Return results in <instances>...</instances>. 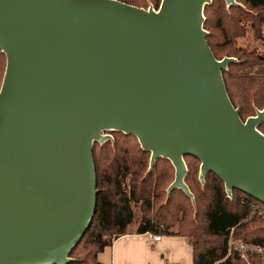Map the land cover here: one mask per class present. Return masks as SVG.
Segmentation results:
<instances>
[{"label": "water", "instance_id": "95a60500", "mask_svg": "<svg viewBox=\"0 0 264 264\" xmlns=\"http://www.w3.org/2000/svg\"><path fill=\"white\" fill-rule=\"evenodd\" d=\"M228 7L241 6L224 0ZM213 0H0V264H68L97 209L94 146L137 138L149 171L186 159L264 204V110L243 121L208 41Z\"/></svg>", "mask_w": 264, "mask_h": 264}, {"label": "trees", "instance_id": "16d2710c", "mask_svg": "<svg viewBox=\"0 0 264 264\" xmlns=\"http://www.w3.org/2000/svg\"><path fill=\"white\" fill-rule=\"evenodd\" d=\"M139 8L153 2L159 9L162 0H118ZM241 6L228 7L214 0L205 8L207 41L217 58L236 61L223 72L229 98L243 121L264 110V53L255 47H239L248 28L256 38L264 39V0H236ZM6 57L0 51V69L6 70ZM2 79V75L0 77ZM264 134V120L259 126ZM114 140L94 146L97 175V209L93 222L68 264H100L98 256L115 240L134 231L137 235L180 236L193 247L194 264H264V255L249 253L242 259L230 242L262 249L264 253V204L238 191L231 199L224 182L208 173L205 186L199 182L201 162L186 159L185 182L194 202L182 190L167 195L175 178L171 162L159 159L149 171L150 152L137 138L120 132ZM189 161V162H188ZM136 226L135 230H131Z\"/></svg>", "mask_w": 264, "mask_h": 264}, {"label": "crops", "instance_id": "0c3cea01", "mask_svg": "<svg viewBox=\"0 0 264 264\" xmlns=\"http://www.w3.org/2000/svg\"><path fill=\"white\" fill-rule=\"evenodd\" d=\"M137 235L134 231L117 238L99 254L100 264H194L190 241L180 236Z\"/></svg>", "mask_w": 264, "mask_h": 264}, {"label": "rangeland", "instance_id": "374dc122", "mask_svg": "<svg viewBox=\"0 0 264 264\" xmlns=\"http://www.w3.org/2000/svg\"><path fill=\"white\" fill-rule=\"evenodd\" d=\"M213 2H214V0H213ZM149 8H154V9H156L155 8V5H154V3L153 2H148V7L147 8H144V9H149ZM156 10H158V9H156ZM237 45L239 46V47H245V48H248V49H253V48H257L258 49V51L259 52H262V53H264V39L263 40H261V39H258V38H256L255 37V35H254V33H253V31H251L249 28H248V30H247V33H246V35H245V37L244 38H242V39H239L238 40V42H237ZM6 57V56H5ZM6 66H7V59H6ZM5 69H6V67H5ZM257 71H259L260 73H263L264 74V66H262V67H259L258 69H256ZM5 72H6V70L3 72V74H2V72H1V69H0V77H1V75H2V79L0 78V90H1V88H2V84H3V80H4V76H5ZM103 134L105 135V136H108V135H110L111 134V132L110 131H104L103 132ZM97 144V143H96ZM95 144V145H96ZM98 145H99V143H98ZM189 162V161H188ZM188 164V163H187ZM188 166V165H187ZM175 171V170H174ZM199 176V175H198ZM175 179V178H174ZM202 185V184H201ZM136 229V226L134 227V228H132L131 230H135Z\"/></svg>", "mask_w": 264, "mask_h": 264}, {"label": "built area", "instance_id": "2783aa9c", "mask_svg": "<svg viewBox=\"0 0 264 264\" xmlns=\"http://www.w3.org/2000/svg\"><path fill=\"white\" fill-rule=\"evenodd\" d=\"M154 239L155 240H160V237L157 236V237H154ZM230 246H235L239 250L242 259L245 260L246 262L249 261V256H248L249 253H255V254L264 255L262 249L246 245V244L242 243L241 241H239V242H230Z\"/></svg>", "mask_w": 264, "mask_h": 264}, {"label": "flooded vegetation", "instance_id": "af4514ba", "mask_svg": "<svg viewBox=\"0 0 264 264\" xmlns=\"http://www.w3.org/2000/svg\"><path fill=\"white\" fill-rule=\"evenodd\" d=\"M113 133H114V132H111V134H110V135H108V136H112V138H113V139H112V140H110V141H113V140H114ZM126 135H127V134H126ZM100 145H101V144H100Z\"/></svg>", "mask_w": 264, "mask_h": 264}]
</instances>
